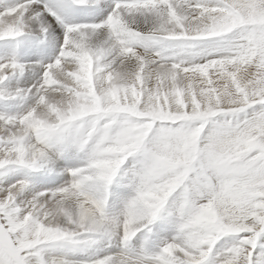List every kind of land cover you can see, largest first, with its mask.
Segmentation results:
<instances>
[{"label": "snow or ice", "instance_id": "snow-or-ice-1", "mask_svg": "<svg viewBox=\"0 0 264 264\" xmlns=\"http://www.w3.org/2000/svg\"><path fill=\"white\" fill-rule=\"evenodd\" d=\"M0 264H264V0H0Z\"/></svg>", "mask_w": 264, "mask_h": 264}]
</instances>
